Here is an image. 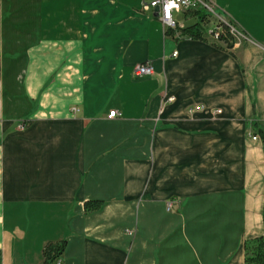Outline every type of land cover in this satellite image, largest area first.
I'll list each match as a JSON object with an SVG mask.
<instances>
[{"label":"crops","instance_id":"0c3cea01","mask_svg":"<svg viewBox=\"0 0 264 264\" xmlns=\"http://www.w3.org/2000/svg\"><path fill=\"white\" fill-rule=\"evenodd\" d=\"M148 1L0 0L1 264H243L264 233V0H212L230 52Z\"/></svg>","mask_w":264,"mask_h":264},{"label":"trees","instance_id":"16d2710c","mask_svg":"<svg viewBox=\"0 0 264 264\" xmlns=\"http://www.w3.org/2000/svg\"><path fill=\"white\" fill-rule=\"evenodd\" d=\"M184 21L182 28L175 30H165L166 36H174L178 34L179 37H186L191 40L207 42L209 39L212 45L221 51L230 52L235 40L229 34L228 27L224 24L221 26V34L216 41L205 30L206 25H212L209 15L201 11L186 12L181 15ZM232 55V54H231ZM260 138L264 148V136L260 133ZM104 205L103 201L89 200L83 203V211L85 214L99 211ZM262 221L264 226V203L262 211ZM66 247V241L61 240L57 242H47L42 248V264H59V260L63 255ZM243 248V264H264V233L258 237L245 240L242 244ZM1 264V253H0Z\"/></svg>","mask_w":264,"mask_h":264},{"label":"built area","instance_id":"2783aa9c","mask_svg":"<svg viewBox=\"0 0 264 264\" xmlns=\"http://www.w3.org/2000/svg\"><path fill=\"white\" fill-rule=\"evenodd\" d=\"M218 7L212 0H149L147 3H143V11H156L157 17L161 25L165 30H175L184 26V21L179 19V15H183L186 12L201 11L209 15L212 25L207 31V35L211 36L215 41L219 39L221 34V26L224 24L228 27L229 34L234 37L235 43L244 40L245 35L239 31L236 26L226 19H222L217 15L216 10ZM177 55L176 52L172 53V57ZM134 77H149L153 74V69L149 63L137 64L132 68ZM167 102H171V98L167 99ZM216 111L215 113H218ZM120 116L117 111H109L107 119H114ZM255 137H253L254 139ZM172 206V203L167 204V209Z\"/></svg>","mask_w":264,"mask_h":264},{"label":"rangeland","instance_id":"374dc122","mask_svg":"<svg viewBox=\"0 0 264 264\" xmlns=\"http://www.w3.org/2000/svg\"><path fill=\"white\" fill-rule=\"evenodd\" d=\"M216 6H217V5H216ZM216 13H217V15H219L222 19H226V18H224L223 16L220 15L218 9L216 10ZM180 17H181V19H183L181 15H179V19H180ZM226 20H227V19H226ZM212 21H213V19H212ZM209 28H211V25H206V26H205V30H208Z\"/></svg>","mask_w":264,"mask_h":264},{"label":"water","instance_id":"95a60500","mask_svg":"<svg viewBox=\"0 0 264 264\" xmlns=\"http://www.w3.org/2000/svg\"><path fill=\"white\" fill-rule=\"evenodd\" d=\"M156 15L158 14L157 10L155 11Z\"/></svg>","mask_w":264,"mask_h":264}]
</instances>
